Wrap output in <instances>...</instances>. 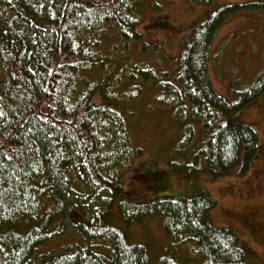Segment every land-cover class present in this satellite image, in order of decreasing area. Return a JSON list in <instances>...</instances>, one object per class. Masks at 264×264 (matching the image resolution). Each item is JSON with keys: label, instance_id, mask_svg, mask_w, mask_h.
<instances>
[{"label": "trees", "instance_id": "trees-1", "mask_svg": "<svg viewBox=\"0 0 264 264\" xmlns=\"http://www.w3.org/2000/svg\"><path fill=\"white\" fill-rule=\"evenodd\" d=\"M141 3L0 0V264H152L148 245L131 243L126 228L155 215L171 236L159 264H248L252 257L231 227L211 220L217 201L208 190L140 201L128 192L123 173L140 150L123 102L142 92L141 81L151 83L184 121L185 144L200 124L195 167L203 155L221 174L241 155L247 165L258 155V135L240 115L264 92V71L229 98L216 91L209 62L221 24L235 12L264 9V0L206 13L172 74L152 64L111 68L116 51L103 47L104 35L116 29L125 45L143 42ZM146 48L143 42L140 52ZM156 174V192L168 188L170 177ZM114 220L119 226L107 223ZM70 230L78 248L41 249Z\"/></svg>", "mask_w": 264, "mask_h": 264}, {"label": "rangeland", "instance_id": "rangeland-1", "mask_svg": "<svg viewBox=\"0 0 264 264\" xmlns=\"http://www.w3.org/2000/svg\"><path fill=\"white\" fill-rule=\"evenodd\" d=\"M245 1L255 3L260 0H216V3L227 5ZM214 9V6L190 3L188 0H142L139 5L141 20L138 28L143 33L142 41L147 45L146 51L140 52L143 42L131 41L125 45L119 40L116 29L109 34L107 30L103 47L116 51L110 59L114 63L111 68L123 65L132 69L152 64L155 69L172 74L178 67V56L182 47L188 43L190 33L204 19L205 13ZM161 20H167L168 24L155 25V22ZM263 71L264 9L248 8L230 16L217 30L212 45L209 75L217 92L230 98L234 91L252 85ZM99 72L96 70L93 77ZM140 84L142 92L123 102L128 130L141 155L138 154L130 168L123 173L128 192L135 194L134 198L138 201L154 197L153 186L147 182H137L138 175L146 172L147 168L164 172L170 177L171 190L166 189L161 193H166L164 197L192 196L199 189L208 190L217 201L211 210L213 223L219 227H231L238 235L239 242L251 248L253 254L247 260L248 264H264V152L258 151L260 157H254L247 165L244 155H241L226 174L212 170L204 155L195 167L193 150L199 147L198 141L202 138L200 124L194 122L196 124L189 144H185L188 130L184 128V121L180 122L175 117L166 101H158L156 95L159 92L151 83L141 81ZM263 106L264 92L247 105L240 115L256 131L260 150L264 147ZM187 162L189 165L182 168ZM257 166L263 170L258 178L255 173ZM114 211L118 215L116 207ZM248 216L255 219L254 225L247 223ZM107 223L119 226L116 220ZM163 228L161 218L157 216L140 223H131L126 228L131 243L147 242L152 264H159L160 253L168 239H171ZM76 238L74 231L70 230L65 236L50 241L41 249L58 251L63 246L68 247V243L78 248L81 242ZM65 251L68 249L58 252Z\"/></svg>", "mask_w": 264, "mask_h": 264}, {"label": "flooded vegetation", "instance_id": "flooded-vegetation-1", "mask_svg": "<svg viewBox=\"0 0 264 264\" xmlns=\"http://www.w3.org/2000/svg\"><path fill=\"white\" fill-rule=\"evenodd\" d=\"M157 24H160V25H162V26H165V25H167L168 23L166 22V21H161V23H157ZM264 147L262 146V150H261V153H263L264 151ZM263 161V163H264V160H262ZM257 168V170L255 171V173H256V177L258 178L260 175H261V172H263V170H261V166H257L256 167ZM145 182H147V181H145ZM142 183H144V182H142ZM147 183H149V182H147ZM151 186H153L151 183H149ZM250 223H251V225H254L255 224V220L252 218L251 219V221H250Z\"/></svg>", "mask_w": 264, "mask_h": 264}]
</instances>
